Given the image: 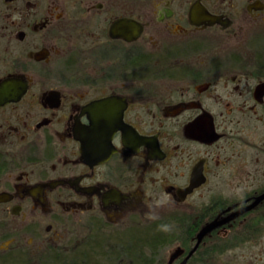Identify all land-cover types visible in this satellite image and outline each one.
<instances>
[{
    "label": "flooded vegetation",
    "instance_id": "1",
    "mask_svg": "<svg viewBox=\"0 0 264 264\" xmlns=\"http://www.w3.org/2000/svg\"><path fill=\"white\" fill-rule=\"evenodd\" d=\"M1 88L0 264H82L145 219L171 225L165 264H264V198L243 210L264 192V0H0Z\"/></svg>",
    "mask_w": 264,
    "mask_h": 264
},
{
    "label": "trees",
    "instance_id": "2",
    "mask_svg": "<svg viewBox=\"0 0 264 264\" xmlns=\"http://www.w3.org/2000/svg\"><path fill=\"white\" fill-rule=\"evenodd\" d=\"M163 229L165 226L157 223L144 230L140 229L138 232L130 231L125 238L115 240L111 249L113 252H110V236H94L83 246L80 262L82 264H101L102 260H105L104 262L110 263V257L123 256L119 252V249L122 248L123 253L129 257L130 264H145L143 256L146 262H150L152 259L150 256L147 261L145 251L148 250L152 253L150 255H153L161 243L168 238ZM107 239H109L108 242H106Z\"/></svg>",
    "mask_w": 264,
    "mask_h": 264
},
{
    "label": "rangeland",
    "instance_id": "3",
    "mask_svg": "<svg viewBox=\"0 0 264 264\" xmlns=\"http://www.w3.org/2000/svg\"><path fill=\"white\" fill-rule=\"evenodd\" d=\"M102 16H104V14H102ZM250 126V125H248ZM252 129V127H251ZM250 131V130H249ZM157 224V222H155V220L153 219H145L143 220V223L141 225L135 224V223H131L129 226V230L131 231H136V230H140V228L142 230ZM161 225V223H158ZM254 222H249V223H244L243 225V230H252L253 226H254ZM69 230H76V229H83V230H87V228L85 226H81V227H72V226H68ZM258 229L260 230H264V223H259L257 225ZM256 228V227H255ZM165 233L170 232L171 231V225L168 224L165 229H163ZM102 231L105 232H109L110 233V228L109 229H102ZM168 234V233H167ZM109 239L106 240V242H108ZM168 240V241H167ZM171 239H166L165 240V244L161 245L159 247V249L153 254L150 255L152 253H150L148 250L145 251V254L147 256V261L149 260L150 256H152L151 261L150 262H146V260H144V256H143V262H145V264H165L167 257H168V253L169 250L173 248V243L170 242ZM200 257V255H199ZM105 260H102L103 263L101 264H108L107 262H104ZM115 262H117L118 260H114ZM128 261V260H127ZM193 264H240V260H239V254L237 252V250L233 249V250H229V251H223L222 253H211L208 255V257L206 259L202 258L199 261H194Z\"/></svg>",
    "mask_w": 264,
    "mask_h": 264
},
{
    "label": "water",
    "instance_id": "4",
    "mask_svg": "<svg viewBox=\"0 0 264 264\" xmlns=\"http://www.w3.org/2000/svg\"><path fill=\"white\" fill-rule=\"evenodd\" d=\"M124 23V21H123ZM126 24V22L124 23ZM109 34H110V27H109ZM6 93H10V91L8 92L6 90V88H1L0 89V103H3L4 101L10 99L11 96H7ZM108 103H105V104H109L110 106V97L107 99ZM102 108L99 109V111H101ZM108 114H107V117H110V109L108 110ZM102 117V115H100L98 118ZM96 118V117H94ZM94 121H96V123L94 125H90L89 128H88V132L89 133H92V128L95 129L96 127H98L99 129H104L105 127H108V129L103 132L104 135L102 137H100L97 141L98 143H107L109 144V140H110V123L109 124H103L98 122L100 120L98 119H95ZM98 123V124H97ZM95 140L89 135L88 139L85 141L86 143V147L87 148H94L95 147ZM83 155H92L94 152H82ZM104 153H108V152H104ZM264 198V192H262L261 194H259L258 196L255 197V200L248 204L246 207L243 208V210H246V209H249V208H252L257 202H259L261 199ZM219 222L217 221H213V222H210V223H207L205 224L197 233V243L201 240V238L208 232L210 231L213 227H215ZM197 243L196 245L194 246V248H192L190 250V253L196 248L197 246ZM180 252L178 250L174 251L172 254H171V258L175 257L176 255H178Z\"/></svg>",
    "mask_w": 264,
    "mask_h": 264
}]
</instances>
